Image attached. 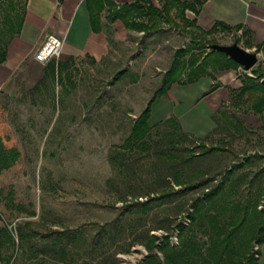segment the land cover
<instances>
[{"label": "rangeland", "instance_id": "rangeland-1", "mask_svg": "<svg viewBox=\"0 0 264 264\" xmlns=\"http://www.w3.org/2000/svg\"><path fill=\"white\" fill-rule=\"evenodd\" d=\"M9 1L14 6L6 8L20 15L25 0ZM4 10L0 8V27ZM186 26L180 17H167L150 32L133 34L130 69L122 75L117 71L112 86L110 76L97 79L94 105L64 107L68 92L54 83L44 90H22L5 110L0 96L5 121L0 133L6 146L19 151L14 163L0 172L4 264H134L149 254L147 234L162 237L170 231L169 239L176 244V224L186 225L193 209L208 230L209 214L229 227L232 222L226 220L235 203L248 207L241 231L247 230L248 220L264 215V107L257 109L252 102L256 94L238 104L225 101L213 111L205 100L193 97L197 85L178 87L180 101L158 99V117L148 119V134L124 145L134 119L163 82L176 49L189 43L187 30L193 27ZM215 26L207 37L219 43L235 41L243 30ZM246 72L251 74V69ZM166 111L182 122L179 127L159 121ZM218 183L222 187L217 193L195 200ZM200 219L193 230H201ZM194 235L207 242L206 234ZM258 247L257 264H264V240L253 242L249 250L255 256ZM153 252L162 257L156 248Z\"/></svg>", "mask_w": 264, "mask_h": 264}, {"label": "crops", "instance_id": "crops-1", "mask_svg": "<svg viewBox=\"0 0 264 264\" xmlns=\"http://www.w3.org/2000/svg\"><path fill=\"white\" fill-rule=\"evenodd\" d=\"M112 1L119 5L136 0ZM139 1L151 2L158 7L161 5V0ZM196 1L198 2H195L197 12L194 13L186 8L185 13L187 15V12H191L198 25L210 27L215 20H222L231 25L239 24L246 30L250 41V44L243 43L245 48L256 50V44L264 46V20L262 19L264 0ZM171 12L173 14V10ZM107 14L108 7H102L95 23H92L86 0H26L20 31L9 40L5 59L0 62V96L4 100L3 110L18 100L17 93L22 90H44L46 84L53 83L56 87L62 86L63 90L68 92L63 95L64 107L71 104L94 105L92 100L95 101L97 98L94 86L96 80L110 76L112 86L111 78L119 75H115L117 71H121V75L128 72L129 54L133 52L130 49L132 35L136 32H144V30L125 26L119 18L110 19ZM47 31H54L62 36V49L58 57L41 62L36 60L33 54ZM258 54L261 55V59L259 58L256 64L263 60L264 49L261 48ZM133 61L134 59H131L130 65ZM239 73L238 68H227L216 72L215 80L220 83L212 90L210 86L214 80L209 75H202L192 82H173L166 93L153 100L149 118L158 117L156 106L158 99L164 97L168 101L167 97H172L179 102L176 91L178 87L184 85H197L198 91L193 95L195 100H205L215 111L220 103L228 101V86L237 87L241 84ZM118 81H120L118 78L114 80L115 83ZM87 98L91 101L90 103L86 102ZM22 106L37 105L32 102H22ZM169 116H171L169 111H166L159 121ZM178 121L181 125L182 122L179 119ZM212 126L213 124L208 130ZM0 264H4L1 260V252Z\"/></svg>", "mask_w": 264, "mask_h": 264}, {"label": "trees", "instance_id": "trees-1", "mask_svg": "<svg viewBox=\"0 0 264 264\" xmlns=\"http://www.w3.org/2000/svg\"><path fill=\"white\" fill-rule=\"evenodd\" d=\"M86 1L89 6L92 23H95L100 9L107 6V16L110 19L119 18L124 22L125 26L144 30V32L156 29L159 22L167 17H180L185 21L187 28L190 29L192 26L194 29L187 30L190 35L189 43L184 47L176 49L173 61L165 73L163 82L154 91L145 108L134 119L131 132L125 139L124 145H129V143L135 141H142L148 134L151 127V124L148 122L151 103L157 96L166 93L173 82H192L202 75H209L214 80L210 86V90H212L220 83L218 80H215L216 72L227 68L236 69L241 66L224 52L209 48V44L214 41L207 36L217 29L215 25L231 26V24L222 20H215L210 27L203 28L196 23L195 17L189 18L186 16V8L191 9L194 13L197 12L196 3L198 2L196 0H161L160 7L153 5L151 2L139 0L119 5H116L112 0ZM11 4L9 0H0V8L5 9L0 27V40L3 41L7 31L10 33L0 47V62L4 61L6 46L9 40L19 33L24 18L25 2L20 15L17 12L13 13L12 9L6 8L7 5ZM233 26L240 27L239 24ZM234 40L250 44L245 29ZM261 48L264 49V46L256 44V51H259ZM261 72H264V57L261 62L251 68V74H248L244 70L240 71L238 77L241 84L237 87L228 86V101L238 104L249 95L256 94L252 102L257 109L264 107V79L260 80ZM165 120L175 123L178 127L180 126L178 120L173 116H169ZM3 121L4 119L1 118L0 113V122ZM4 140L5 137L0 133V172L14 163L19 156V151L15 147L6 146ZM230 171L229 169L228 172ZM175 180L179 181L177 177H175ZM221 187V184L218 183L215 187L204 192L202 198L198 196L195 200L201 202L203 199L217 193ZM231 207L232 218L230 217V219L226 220L230 223L232 222L229 227L222 221L221 223L217 222L216 219H211L215 215L209 214L208 218L209 216L211 218L210 222L208 220V223H210L211 229L208 230L199 218L201 214L198 210L193 209L192 212L188 213L189 222L186 225L182 221L176 224L178 229L176 244L171 243L169 239L170 231H167L162 237L155 233L147 234L144 245L149 254L145 255L140 262H135L134 264H257L260 248H257L254 256L252 251L249 250V246L253 242L260 244L264 240V215L260 218L258 217L256 221L254 218L248 220L247 230L241 231L239 229L242 225H245L246 221L247 203L243 204V206L235 203ZM224 208L226 209V207ZM255 208L257 210L256 206ZM223 212H225L224 209L222 210ZM197 219H200L198 223L202 225L199 226L200 228L202 227L201 230H193V224L196 223ZM223 221L225 222V220ZM195 231L206 234L207 242L206 240H196L194 238ZM158 240L160 241L158 242ZM154 248L162 253V257L153 252Z\"/></svg>", "mask_w": 264, "mask_h": 264}, {"label": "water", "instance_id": "water-1", "mask_svg": "<svg viewBox=\"0 0 264 264\" xmlns=\"http://www.w3.org/2000/svg\"><path fill=\"white\" fill-rule=\"evenodd\" d=\"M209 48L224 52L228 57L238 62L245 71L250 70L259 60L258 51L247 49L236 41L231 43L212 42L209 44Z\"/></svg>", "mask_w": 264, "mask_h": 264}, {"label": "built area", "instance_id": "built-area-1", "mask_svg": "<svg viewBox=\"0 0 264 264\" xmlns=\"http://www.w3.org/2000/svg\"><path fill=\"white\" fill-rule=\"evenodd\" d=\"M264 20V14L262 16ZM63 38L54 31H47L44 34L43 40L35 50L33 56L36 60L46 62L51 58H56L60 55L62 49Z\"/></svg>", "mask_w": 264, "mask_h": 264}]
</instances>
